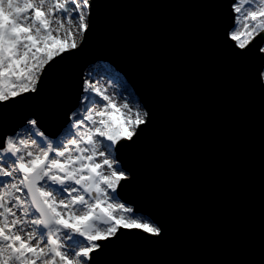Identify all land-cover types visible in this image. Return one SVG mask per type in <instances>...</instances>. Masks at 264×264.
Wrapping results in <instances>:
<instances>
[{"label": "water", "instance_id": "water-1", "mask_svg": "<svg viewBox=\"0 0 264 264\" xmlns=\"http://www.w3.org/2000/svg\"><path fill=\"white\" fill-rule=\"evenodd\" d=\"M215 0H95L87 43L40 97L0 114L11 132L33 113L51 136L76 104L79 76L110 66L150 111L117 155L121 201L162 229L125 234L99 264H264V59L233 56Z\"/></svg>", "mask_w": 264, "mask_h": 264}, {"label": "snow or ice", "instance_id": "snow-or-ice-1", "mask_svg": "<svg viewBox=\"0 0 264 264\" xmlns=\"http://www.w3.org/2000/svg\"><path fill=\"white\" fill-rule=\"evenodd\" d=\"M233 56L264 59V0H215ZM95 0H0V114L23 110L79 54ZM59 135L33 113L0 130V264H99L125 234L162 229L121 201L130 180L117 153L137 144L150 111L114 70L89 65Z\"/></svg>", "mask_w": 264, "mask_h": 264}, {"label": "rangeland", "instance_id": "rangeland-1", "mask_svg": "<svg viewBox=\"0 0 264 264\" xmlns=\"http://www.w3.org/2000/svg\"><path fill=\"white\" fill-rule=\"evenodd\" d=\"M101 63V62H100ZM96 64H98V63H96ZM95 64V65H96ZM103 64V63H102ZM106 65V64H105ZM262 79H263V82H264V68H263V71H262Z\"/></svg>", "mask_w": 264, "mask_h": 264}]
</instances>
